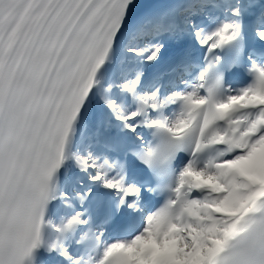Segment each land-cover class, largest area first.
Wrapping results in <instances>:
<instances>
[{"label": "snow or ice", "instance_id": "obj_1", "mask_svg": "<svg viewBox=\"0 0 264 264\" xmlns=\"http://www.w3.org/2000/svg\"><path fill=\"white\" fill-rule=\"evenodd\" d=\"M41 250L264 264V0H0V264Z\"/></svg>", "mask_w": 264, "mask_h": 264}, {"label": "bare ground", "instance_id": "obj_2", "mask_svg": "<svg viewBox=\"0 0 264 264\" xmlns=\"http://www.w3.org/2000/svg\"><path fill=\"white\" fill-rule=\"evenodd\" d=\"M73 246H74V245H73ZM73 246H72V247H73ZM42 253H43V251H42ZM43 254H44V253H43ZM44 255L48 256L47 254H44ZM50 257H51V256H50Z\"/></svg>", "mask_w": 264, "mask_h": 264}]
</instances>
